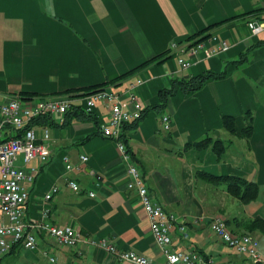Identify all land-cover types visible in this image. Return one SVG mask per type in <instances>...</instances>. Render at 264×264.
Segmentation results:
<instances>
[{"label":"crops","instance_id":"crops-1","mask_svg":"<svg viewBox=\"0 0 264 264\" xmlns=\"http://www.w3.org/2000/svg\"><path fill=\"white\" fill-rule=\"evenodd\" d=\"M252 15H264V0H0V95L53 97L101 85L122 92L140 78L144 84L136 92L145 110L175 80L225 72L193 94L178 91L162 111L148 109L136 125L123 128L122 141L149 195L183 222L186 236L180 222L175 224L173 247L196 250L201 264H255L209 229L221 219L232 233L241 234L246 232L241 222L264 221V31L251 36L247 20ZM210 35L230 49L181 70L170 45ZM244 54L246 62L234 64ZM153 58L158 59L116 81ZM163 114L170 117L168 131L160 124ZM90 115H68L61 123L45 118L38 124L49 129V160L29 186L24 219L39 221L47 209L53 225L78 229L163 264L135 192L127 189L126 163L116 143L101 135L108 109L100 103ZM224 117L232 118L233 133ZM207 139L202 148L195 147ZM218 140L224 148L220 158L212 151ZM203 174L243 178L257 186L258 198L243 205ZM68 180L78 184V193ZM52 187L58 193L45 202ZM250 236L258 241L263 259L258 264H264V228ZM38 239L34 253L48 264L45 249L54 264H126L96 247H57L41 233Z\"/></svg>","mask_w":264,"mask_h":264},{"label":"built area","instance_id":"built-area-1","mask_svg":"<svg viewBox=\"0 0 264 264\" xmlns=\"http://www.w3.org/2000/svg\"><path fill=\"white\" fill-rule=\"evenodd\" d=\"M207 1V0H204ZM251 36L264 31V15L252 16L247 20ZM230 49V45L216 35H210L201 41L190 44L172 43L169 53L175 56L181 70H187L202 60L220 56ZM144 81L140 78L128 83L122 92L108 87L85 96L64 94L53 97H32L0 95V260L13 250L24 249L34 252L38 249V234L44 236L57 247L77 250L81 246L99 248L107 254L117 257L126 264H153L146 257L133 251L119 250L106 239H94L69 226H56L48 220V210L44 209L39 221L26 222L25 206L29 199V186L39 173V167L49 160L46 143L50 140L49 129L35 124L42 118L61 123L67 112L80 108L85 114H91L98 104L108 109V117L101 126V135L116 143L117 150L126 163L128 178L127 189L134 191L146 215L149 229L155 245L158 247L163 264H201L202 256L194 249L180 250L173 247L171 232L178 222L179 231L186 236L183 222L175 215L166 212L149 195L142 173L138 166L130 161L122 141L123 128L143 117L144 106L137 95V88ZM160 124L164 131L170 129V117L163 114ZM86 162V156H80ZM62 163L66 172L71 171L69 158L64 156ZM67 186L78 193L80 188L75 181L68 180ZM58 193L52 187L44 194V201H50ZM93 198L94 194L90 193ZM210 231L229 249L249 258L253 263H262L258 241L248 234H234L221 219L214 220ZM43 255L49 264L56 262L50 250Z\"/></svg>","mask_w":264,"mask_h":264},{"label":"trees","instance_id":"trees-1","mask_svg":"<svg viewBox=\"0 0 264 264\" xmlns=\"http://www.w3.org/2000/svg\"><path fill=\"white\" fill-rule=\"evenodd\" d=\"M251 14H254V12H251L249 15H251ZM207 37L208 36L202 37L199 40H197V42L204 40ZM157 59L158 58H153V59L145 62L144 64L140 65L138 68L128 72L127 74H125L123 76H120L119 78L116 79V81L119 82L121 80H125V79L130 78L136 70L156 62ZM244 62H246V55L245 54L242 55L241 59H239V61L235 62L234 64H243ZM224 77H225V72L214 73L211 71H206V72L201 73L198 76L189 78L188 80H181V81L175 80L172 82V84L169 88H165V89L160 90V92L158 94V103L156 105H154L152 108L147 107L143 113L145 114L148 109H155V110L162 111L166 108L168 99L173 97L178 91H181L184 94H193V93L197 92L198 90H200L208 81L219 80V79H222ZM105 88H106L105 85H101L99 87L94 88L93 90L88 91V92L73 93V95L85 96V95H89L91 93H94L96 91L103 90ZM21 97L32 98L34 96H28V97L21 96ZM68 115H75L77 117L85 116V117L92 119L90 114H85L80 108L70 110L69 112L66 113L65 116H68ZM43 119H45V118H42L40 120L35 121V124H40V122H42ZM224 123L226 126H228V128H229V126L234 125L233 120L230 117H224ZM95 124H96V122H95ZM136 124H137V122L132 123V125H136ZM249 130L250 129H248L247 132H249ZM229 131H231L232 133L234 132V129L232 128V126L229 128ZM206 141L208 142V139L205 141H201V142L196 143L195 147L196 148H202L206 144L205 143ZM212 151L216 154V156L218 158H220V156L223 154V151H224V148H223L221 141L218 140L213 144ZM203 176L205 177V180H207L210 183H214L215 185H223L225 187L226 191L233 198L237 199L243 205L248 204L252 201H255L258 198L257 186L255 184H253L252 182H249L243 178L236 177V176L213 177V176H209L206 174H203ZM240 226L243 230L246 231V232L241 233V234H249L250 235V233H253L257 230L261 231V228H264V221L262 219L256 217L254 219L241 222Z\"/></svg>","mask_w":264,"mask_h":264},{"label":"rangeland","instance_id":"rangeland-1","mask_svg":"<svg viewBox=\"0 0 264 264\" xmlns=\"http://www.w3.org/2000/svg\"><path fill=\"white\" fill-rule=\"evenodd\" d=\"M148 112L155 116L159 114V112L155 110H149ZM215 133H217V131H215L214 134ZM0 264H48V263L40 255L20 248L17 249L16 252L12 254H8L5 257H3L0 260Z\"/></svg>","mask_w":264,"mask_h":264}]
</instances>
